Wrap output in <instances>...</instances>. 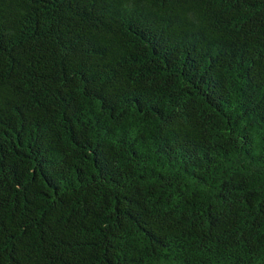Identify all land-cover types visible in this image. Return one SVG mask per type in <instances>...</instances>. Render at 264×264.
Returning <instances> with one entry per match:
<instances>
[{
    "label": "trees",
    "instance_id": "1",
    "mask_svg": "<svg viewBox=\"0 0 264 264\" xmlns=\"http://www.w3.org/2000/svg\"><path fill=\"white\" fill-rule=\"evenodd\" d=\"M0 264H264V0H0Z\"/></svg>",
    "mask_w": 264,
    "mask_h": 264
}]
</instances>
